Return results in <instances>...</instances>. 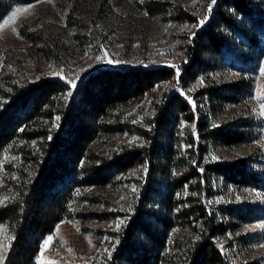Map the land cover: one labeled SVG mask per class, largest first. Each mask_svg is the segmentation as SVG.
Here are the masks:
<instances>
[{"label": "trees", "instance_id": "obj_1", "mask_svg": "<svg viewBox=\"0 0 264 264\" xmlns=\"http://www.w3.org/2000/svg\"><path fill=\"white\" fill-rule=\"evenodd\" d=\"M36 1L0 0V21ZM170 12L196 21L180 6ZM263 54L264 0H216L177 69L101 66L73 89L57 78L0 87V227L8 235L0 264H35L41 242L62 221L116 217L122 223L107 231L110 249L93 264H262L232 261L220 243L246 245L239 231L262 209L227 194L264 191V173L247 158L211 153L252 140V126L226 110L250 92L247 76ZM224 67L238 76L215 77ZM162 82L171 92L131 124L122 107L156 97ZM192 88L189 100L182 90ZM126 132L137 139L107 142ZM121 185L132 187L123 207L99 209L110 205L104 193Z\"/></svg>", "mask_w": 264, "mask_h": 264}, {"label": "rangeland", "instance_id": "obj_2", "mask_svg": "<svg viewBox=\"0 0 264 264\" xmlns=\"http://www.w3.org/2000/svg\"><path fill=\"white\" fill-rule=\"evenodd\" d=\"M154 5L168 10L156 14ZM176 5L196 21L173 19L170 11ZM213 6V0H39L16 5L0 21V87L8 88V81L24 83L57 78L73 89L84 75L101 66L177 69L186 61L190 37L206 24ZM238 74L224 67L215 77L224 81ZM247 77L251 79L250 92L242 102L229 106L226 114L249 123L252 140L235 148L219 149L211 157L215 160L244 157L249 168L264 173V54ZM169 85L168 82L157 85L160 88L157 98H143L122 107L123 116L133 125L142 123L152 111L154 99L171 92ZM195 93V88L182 90L189 100ZM136 139L134 133L126 132L107 142L132 143ZM131 189L121 185L107 190L104 194L110 205L98 208L104 211L122 208L121 201H126ZM230 191L227 197L234 203H259L263 216L239 231L249 237L245 246L234 240L230 248L224 242L220 246L232 261L256 260L264 264V191L249 188ZM93 208L97 207L90 206ZM121 223V217L62 221L41 242L35 264L100 263L111 246L107 231L117 230ZM7 240L1 226L0 254Z\"/></svg>", "mask_w": 264, "mask_h": 264}, {"label": "snow or ice", "instance_id": "obj_3", "mask_svg": "<svg viewBox=\"0 0 264 264\" xmlns=\"http://www.w3.org/2000/svg\"><path fill=\"white\" fill-rule=\"evenodd\" d=\"M213 3H215V0H213ZM201 23H203V21H201ZM109 63H111V61H109ZM73 87H75V85H73Z\"/></svg>", "mask_w": 264, "mask_h": 264}]
</instances>
